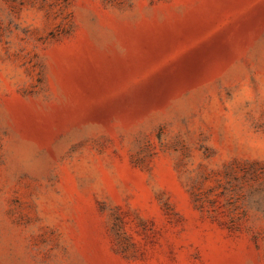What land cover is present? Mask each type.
<instances>
[{
  "label": "rangeland",
  "instance_id": "rangeland-1",
  "mask_svg": "<svg viewBox=\"0 0 264 264\" xmlns=\"http://www.w3.org/2000/svg\"><path fill=\"white\" fill-rule=\"evenodd\" d=\"M0 264H264V0H0Z\"/></svg>",
  "mask_w": 264,
  "mask_h": 264
}]
</instances>
